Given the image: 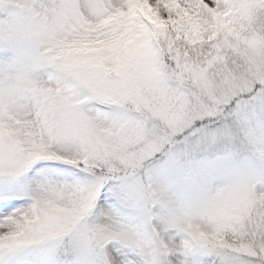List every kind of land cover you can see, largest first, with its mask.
Returning a JSON list of instances; mask_svg holds the SVG:
<instances>
[{"label": "snow or ice", "instance_id": "snow-or-ice-1", "mask_svg": "<svg viewBox=\"0 0 264 264\" xmlns=\"http://www.w3.org/2000/svg\"><path fill=\"white\" fill-rule=\"evenodd\" d=\"M202 2L215 14L211 19L200 14V32L187 43L179 40V26L175 28V39L171 31L156 30L138 39L137 33L124 29L120 33L124 36L123 43L110 57L87 61L64 57L65 39L58 38L56 24L70 20L86 32L94 30L103 24L101 17L114 13L111 6L102 8L99 0H30L23 13L0 20L3 45L0 113L14 107L34 108L33 123L46 127L50 139L71 141L79 148L72 154L37 152L20 148L10 139H0V181L14 180L37 160L61 161L87 174L81 181L61 182L59 190L71 189L72 193L63 208L53 206L45 212L44 201L32 195L27 207L0 217V264H117L105 252L110 241L141 255L140 261L128 260L126 264H228L226 257L230 254H235L231 264H264V210L240 224L236 231L242 234L241 240L227 241L219 234L222 225L213 232L185 226L176 218L179 213L170 207L165 210L160 201L164 191L186 171L171 148L177 142H189V136L178 141L188 130L192 137H200L204 143H215L219 136H232L236 131L246 136L258 153L264 154V64L259 71L247 72L226 88L229 75L243 72L249 62L246 50L240 46L239 30L235 39L230 38L231 31L216 36L220 30L217 9L246 7L264 24V0L253 4H242L240 0ZM161 15L168 19L166 9ZM93 19L98 21L97 25L92 24ZM184 30L187 31V25ZM112 32L115 34V30ZM109 58L122 62L120 66L143 78L153 91L166 93L173 102L190 101V104L178 118L160 113L162 119L168 120V126L163 132L158 128L149 131L155 121L146 116L137 97L121 90L120 83L104 68ZM41 63L54 64L70 78L73 88L87 91L89 100L121 107L130 103L135 113H102L109 122L102 135L90 118L77 109L71 94L28 88V74ZM213 124L223 126L210 127ZM131 125L141 129L144 139L129 151L122 131ZM161 153L168 157L164 165L157 169L144 168L147 161ZM129 178L133 190L125 199L122 193L129 187ZM46 182L55 186L53 179L46 177L41 184ZM105 185L109 186L115 202L101 209L97 220L87 225L79 237L78 225L89 215ZM256 193L264 200V176H248L239 183L226 184L200 212L222 219L238 196L248 198ZM10 195L6 189L0 191V198ZM132 201L142 207V229L119 219L120 209ZM8 207L10 203L0 204V209ZM154 219L159 223L154 225ZM178 233L182 238L176 242L172 237ZM64 238H68V243L61 258L58 246ZM44 241H55L57 247L25 254L30 246ZM149 249H155L158 260L144 259ZM190 250L202 251L203 255L198 260L191 259ZM176 254L181 258L169 259Z\"/></svg>", "mask_w": 264, "mask_h": 264}, {"label": "rangeland", "instance_id": "rangeland-1", "mask_svg": "<svg viewBox=\"0 0 264 264\" xmlns=\"http://www.w3.org/2000/svg\"><path fill=\"white\" fill-rule=\"evenodd\" d=\"M257 2L258 0H240L242 4ZM29 3L30 0H0V20L10 14L23 13ZM99 3L102 8L111 6L114 13L101 17L103 24H99V27L90 32H86L84 28L79 27L70 20L63 23L57 22L58 38L65 39L63 55L67 59L87 61L110 57V54L115 49L120 48L123 43L124 36H120V33L124 29L137 33L139 39L143 34L151 31L153 27L160 32L167 33L171 31L172 37L175 39L177 37L175 28L179 26L181 28L178 33L179 40L181 43H187L200 32L202 19L200 14L207 15L209 19L215 14L206 8L202 0H99ZM165 9L168 11V19L162 18L161 15ZM217 12L219 13L217 20L220 22V30L216 32V36H221L225 31H231L232 36L230 38L235 39L237 30H239L240 46L246 50V61L249 62V66L243 72L229 75L225 82L227 88L233 81H239L247 72L259 71L261 65L264 64V24L260 22L257 15L246 7H241L238 10L217 9ZM92 24L97 25L98 21L93 19ZM185 25H187V31L184 30ZM112 30H115V34ZM180 54L183 55V51ZM2 58L3 45L2 40H0V59ZM121 63L109 58L103 66L120 83L121 90L135 95L146 116L155 121L154 124L149 126V131L158 128L163 132L164 128L168 126V120L162 119L160 113L167 112L169 118H178L183 113L184 108L190 104V101L173 102L166 93L153 91L146 86L143 78L135 73L127 72L124 67L120 66ZM27 79V86L31 90L44 88L51 89L53 94H71L74 97L73 103L77 109L84 116L90 118L95 129L102 135L109 128V122L103 118L102 113H135V107L130 103H126L121 107L89 100L87 91L82 88H73L70 78L60 72L52 63H41L30 71ZM35 119L34 108L14 107L7 112L0 113V139H10L12 142L17 143L20 148H32L37 152L46 150L72 154L79 150L78 145L71 141L50 139L48 129L42 127L39 123H33ZM210 127H215V124L210 125ZM140 132L141 129L135 125H131L122 131V138L128 142L129 151L138 146V141L144 139ZM148 169L152 168L149 167ZM86 175L80 169L61 161L37 160L14 180L9 182L0 181V191L6 189L11 192L10 196L0 198V204L10 203V207L0 209V217L4 214H10L14 210L27 207L31 203L32 195L44 201L43 210L45 212L52 209L53 206L56 209L63 208L68 203L72 193L71 189L61 192L59 190L61 182L65 180L69 182L81 181L85 179ZM224 176L225 182L218 189L211 194H201L198 202L190 207L182 208L180 205H169L166 196L160 197V201L165 205V210H168L169 207L176 210L179 213L176 218L182 221L185 226L191 225L194 229L198 228L201 231L213 232L222 225L219 234L225 240L239 241L242 234L236 230L240 228L242 222H247L248 216H255L264 210V200H262L260 193L248 198L241 195L234 200L229 212L222 219L201 214L200 210L211 201L213 196L223 190L226 184L239 183L248 177V175L239 172H228ZM46 177L55 180L54 187L47 182L41 184ZM113 183L120 184L121 182L114 181ZM127 183L129 187L122 193L125 199L133 190L131 178ZM114 202L115 197L109 192V186L105 185L89 215L78 225V236L82 237L87 225L97 220L101 209L108 208ZM119 219L137 225L141 229L144 227L142 207L135 201L120 209ZM152 223L155 225L159 221L154 219ZM181 238L182 234L179 233L172 237L176 242H179ZM67 243L68 238H64L63 243L58 246L61 258H63L64 246ZM51 247H57L55 241H44L30 246L25 254L31 255ZM105 252L107 257L114 259L117 264H126L128 260H141V255L123 248L117 241H110L105 247ZM190 253L189 258L197 260L203 255L202 251L192 253L190 250ZM177 258H181L179 254L169 257L174 261ZM144 259L154 261L158 260L159 256L155 254V249H149L144 254ZM226 259L228 264H231V261L235 259V254L227 255Z\"/></svg>", "mask_w": 264, "mask_h": 264}, {"label": "clouds", "instance_id": "clouds-1", "mask_svg": "<svg viewBox=\"0 0 264 264\" xmlns=\"http://www.w3.org/2000/svg\"><path fill=\"white\" fill-rule=\"evenodd\" d=\"M223 126L215 125V127ZM189 136L187 144L175 143L171 151L180 159L186 171L171 184L164 195L174 205L190 207L198 202L201 194L213 193L224 182V172H239L248 176H264V154L243 134L234 131L232 136H219L215 143H204L200 137H192L190 130L178 137L182 141ZM169 149H165V152ZM165 153L145 163L144 168L157 169L164 165Z\"/></svg>", "mask_w": 264, "mask_h": 264}, {"label": "trees", "instance_id": "trees-1", "mask_svg": "<svg viewBox=\"0 0 264 264\" xmlns=\"http://www.w3.org/2000/svg\"><path fill=\"white\" fill-rule=\"evenodd\" d=\"M151 30H156V31H158V29H156V28H153V27L151 28Z\"/></svg>", "mask_w": 264, "mask_h": 264}]
</instances>
